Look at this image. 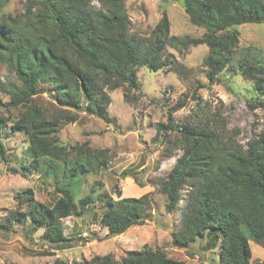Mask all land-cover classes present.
<instances>
[{
  "label": "trees",
  "instance_id": "obj_1",
  "mask_svg": "<svg viewBox=\"0 0 264 264\" xmlns=\"http://www.w3.org/2000/svg\"><path fill=\"white\" fill-rule=\"evenodd\" d=\"M9 1L0 0V62L8 64L19 85L12 83L7 88L0 81V91L9 96L8 102L0 99V108L8 113L6 117L0 114V128L9 122L11 132H23L27 137L31 164L12 171L25 175L44 165L42 173L54 177L59 196L54 203L45 204L35 199L29 187L17 192L16 198L26 202V207L10 211L0 229L30 219L34 228H44L48 243L69 244L62 218L82 215L92 202L89 195L80 197L78 203L74 198L80 191V179L107 162L108 149L93 148L88 139L72 147L59 144L60 123L75 121L78 112L109 121V91L123 87L124 100L138 99L130 91H139V66L185 73V67L166 52L168 44L179 49L205 44L208 51L203 65L209 83L216 82L236 56L240 74L251 79L257 92L254 103L264 107V60L247 48L238 50L236 28L264 21V0H180L190 21L204 28L202 35L194 38L170 35L166 11L147 36L132 32L124 0H26L23 22L3 11ZM44 82L48 83L46 89ZM44 92L58 106L57 111L38 103ZM191 98L198 101L196 91ZM185 103L181 99L168 106L165 123L156 125L155 136L165 137L168 143L173 142L171 131L179 134L172 146L181 153L164 181L155 187L165 196L166 210L173 211L181 189L189 188L182 225L171 233V243L186 247L197 237L206 238L202 249L218 248L220 264H252L249 242L264 246V129L246 145L222 141L212 128L175 123L173 113ZM14 107L22 109L11 120ZM6 155L0 139V159ZM58 170L63 174L61 180L57 179ZM114 188L117 198L105 193L100 196L103 210L99 222L107 228V236L118 235L150 216L147 209L152 192L124 197ZM53 264L184 262L168 257L161 248L143 245L126 251L120 259L108 253L71 263L58 258Z\"/></svg>",
  "mask_w": 264,
  "mask_h": 264
},
{
  "label": "rangeland",
  "instance_id": "obj_2",
  "mask_svg": "<svg viewBox=\"0 0 264 264\" xmlns=\"http://www.w3.org/2000/svg\"><path fill=\"white\" fill-rule=\"evenodd\" d=\"M25 1L10 0L3 11L23 22ZM124 3L130 30L142 36L149 34L163 11L169 17L170 35L194 38L204 32L203 27L190 21L180 0H124ZM236 28L239 31L238 50L247 48L248 52H254L264 60V21L244 23ZM207 51L205 44L183 49L168 44L166 52L185 67V73L178 75L166 67L154 70L139 66L136 72L139 91H130L138 99L124 100L123 87L109 91V121L83 112H78L73 122L61 121L56 134L59 144L72 147L88 139L91 147L108 149L107 162L80 179V191L74 198L76 203L86 195L93 200L82 215L62 218L64 234L71 239L68 245L48 243L44 228H34L30 219L12 222L7 229H0V263L53 264L58 258L71 263L108 253L120 259L128 250H139L143 245H149L163 249L168 257L184 264H220L218 248L202 249L206 238L197 237L186 247H176L171 243V233L182 225L183 211L188 202V185L181 189V199L173 211L166 210L165 196L155 188L167 177L181 153L172 146L179 136L177 131L169 133L173 139L171 143L161 135L155 136L157 123H165L168 106L178 100L185 99L186 103L173 113L175 123L212 128L222 141L229 139L246 145L250 138L264 129V107L254 103L257 92L251 79L240 74L236 56L218 74L216 82L209 83L203 65ZM0 81L7 88L12 83L19 85L15 73L2 62ZM47 84L43 83L45 89ZM193 91L198 96L197 102L191 98ZM0 99L8 102L9 96L0 91ZM38 103L51 112L59 109L45 92L38 96ZM21 109H11V120L18 117ZM0 114L8 115L3 108H0ZM4 125L0 128V139L6 146L7 155L4 160L0 159V223L6 220L10 211L26 207V202L16 198L17 192L25 188H31L35 199L45 204L54 203L59 196L54 177L50 173H42L44 165H40V170L33 169L25 175L12 171L20 169L21 164L30 165L32 159L26 152V135L11 132L9 122ZM62 176L58 170L57 179L61 180ZM114 187L120 189L124 197L152 192L151 207L147 209L150 216L118 235L107 236V228L99 222L103 210L100 196L105 193L117 198ZM249 243L252 264H264V246L253 241Z\"/></svg>",
  "mask_w": 264,
  "mask_h": 264
}]
</instances>
